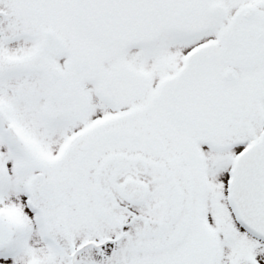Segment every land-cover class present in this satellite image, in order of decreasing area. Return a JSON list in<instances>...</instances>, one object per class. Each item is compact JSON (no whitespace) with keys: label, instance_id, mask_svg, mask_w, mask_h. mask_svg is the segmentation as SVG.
I'll return each mask as SVG.
<instances>
[{"label":"snow or ice","instance_id":"1","mask_svg":"<svg viewBox=\"0 0 264 264\" xmlns=\"http://www.w3.org/2000/svg\"><path fill=\"white\" fill-rule=\"evenodd\" d=\"M0 264H264V0H0Z\"/></svg>","mask_w":264,"mask_h":264}]
</instances>
